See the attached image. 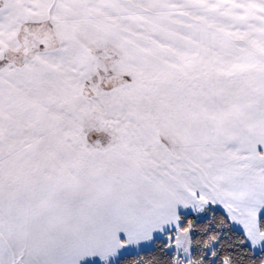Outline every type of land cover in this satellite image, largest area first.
<instances>
[{"label":"snow or ice","instance_id":"snow-or-ice-1","mask_svg":"<svg viewBox=\"0 0 264 264\" xmlns=\"http://www.w3.org/2000/svg\"><path fill=\"white\" fill-rule=\"evenodd\" d=\"M0 264H264V0H0Z\"/></svg>","mask_w":264,"mask_h":264}]
</instances>
